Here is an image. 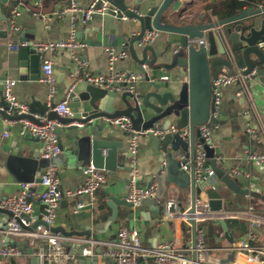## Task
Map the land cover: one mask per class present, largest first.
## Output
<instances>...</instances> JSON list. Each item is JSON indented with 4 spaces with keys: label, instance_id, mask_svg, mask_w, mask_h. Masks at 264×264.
Listing matches in <instances>:
<instances>
[{
    "label": "crops",
    "instance_id": "0c3cea01",
    "mask_svg": "<svg viewBox=\"0 0 264 264\" xmlns=\"http://www.w3.org/2000/svg\"><path fill=\"white\" fill-rule=\"evenodd\" d=\"M13 1L14 2L10 5H4L3 9V3L0 0V33L7 29L8 23L12 25L9 36L3 37L0 35V100L3 96L4 82L6 80H14L17 82L14 87V94L21 104L29 107L31 103L37 101L50 106L48 100V94L50 91L49 86L42 82V77L39 80L29 79L27 81H21L19 78V68L21 64L20 49H12L9 48L8 45L11 44L16 46L10 39L15 35H19V46H25L30 43L29 39L32 40V44L39 42L54 43L66 40L71 35L72 20L76 13L71 11L63 13V11L70 9L66 5V0L62 1V5H55L53 11L50 13H44L42 11L34 12L29 10L26 5L25 7H22L21 14L15 19V23L12 24L10 22L11 10L14 7H18V1ZM138 1L140 0H129L128 8H136L134 3ZM164 1L165 0H142V10L146 13L153 7L159 8ZM93 2L94 0H74V3H77L78 7L82 10L89 9ZM214 3L216 2L213 0H177L176 3L172 5L171 9L162 15L163 22H177L180 15H190L195 17L194 21L196 24L199 22L219 20L218 17L212 14L210 9V6ZM38 7L43 8V3ZM2 12H5V14H2ZM120 14L114 16L109 9L108 14L104 16L96 15L91 22L86 25L81 23L76 25L78 39L88 45L86 52L82 53V56L88 60L89 68L95 74L105 75L108 72L109 65L106 48L111 47L120 50L125 47L128 50V43L132 38L139 35V23H132L130 19L128 22L124 21L121 19ZM4 16L7 17V21L3 20ZM167 39L168 36L166 34L160 33L152 46L157 50L162 49L165 47ZM136 43L135 48L140 55L142 48H138ZM44 55L45 60H50L53 63V74L56 87L53 101L57 104L64 100H68L69 116H73L76 112L84 110L83 108L87 105L85 102H82L79 99H70V89L68 85L72 79L76 78L75 74L77 71V64L70 51L66 49L56 52H47L44 53ZM42 68L43 64L41 65V69ZM116 68L118 70L143 74L145 71L150 72L148 67L146 70H144L142 66L140 67L133 60L130 53L129 57L117 62ZM161 76L169 77V81L171 82H168L166 85L171 87V90L180 89L181 84L183 85V82L187 81V78L178 79L179 77L176 72H160L157 75L152 76L151 80H156ZM77 80L80 81L79 79ZM91 86L96 89L109 91L94 85ZM148 89L149 83L143 79L136 83L135 95L144 94ZM251 89V98L244 96L237 97L236 86H230L224 90L222 115L220 119L221 123L213 135L215 145V148L213 149L214 152H211L209 148L205 147L209 161L212 159V156H220L224 159V162L218 164L223 167L226 174H230L231 179L229 180V184L232 189L235 188L237 190V195L232 194V197L218 195L221 187L226 189L225 186H228L227 182V184L220 182V188L216 193L214 191L212 192L209 188H206L204 184L201 185L197 197L210 200H221L222 208L225 210H243L253 207L256 211L260 212L264 209V201H254L251 193L256 191L250 188V184L254 183L264 196V178L258 177V175L264 177V173L257 172L251 165H246L243 162V157L247 151L253 154L264 153V142L262 144L257 143L247 133L248 126H251L254 128L255 132L264 135V84L257 81L256 84H252ZM117 93L123 94V92ZM120 106L121 103H119L118 108ZM44 119L45 118H41L42 121ZM20 121L21 120L18 119L9 120L0 115V201L19 194L21 189V183L17 182L5 167L7 158L10 155L21 157L39 156L38 158L41 159V162L42 160L49 162L46 167L51 163L56 165V175L59 178L61 190L68 191L80 188L85 180L82 174L84 168L77 170L69 169L66 161L67 150L61 152L52 160L44 158L42 155L43 145L39 140L22 137ZM103 126L106 129L104 130V133L107 139L123 142L124 150L130 151V135L127 131L112 127L108 124V120L103 121ZM173 127L177 128L179 131L170 134L173 135L175 139H179L183 145V151L179 154L178 159H180L181 162L183 160L184 162L188 160L191 171L193 160L190 128L172 123L166 128V132L170 131ZM6 133L7 136L5 135ZM58 134L62 137L64 148L69 147L70 142L65 138V135L60 131ZM198 134L199 133L197 132L195 135L196 144L200 141ZM148 142L149 140L147 136H140L138 153L135 156L132 155V169L130 171H118L116 175H109L107 171L101 170L106 172L107 181L96 192L97 201L94 206L75 212L77 202L88 203L89 200L86 197L79 199L64 198L56 209V223L52 228L53 231L55 229L56 233L64 236H74L95 241H112L116 238L118 231L121 228L126 227L137 230L140 236L147 240V243L145 244H148V247H153L158 243H170L172 241H175L178 246L185 248L190 245L193 246L192 228L190 231H187L185 228L186 224H174L171 221L164 220V214L157 215L152 211L149 204L142 203L141 206L135 208L125 205V202H128V183L135 169L137 171L138 186L144 188L151 184H155L157 186L156 196L163 197L166 205L171 199H176L180 211L189 210L192 206L191 188L180 189L175 184L167 182L166 178L156 176L159 167L154 155H151V151L147 150ZM133 160H135L136 163H134ZM123 164V160H120L119 165ZM183 164L184 163H181V167ZM44 168H40V173ZM234 172H238L239 175H235ZM246 190H249L250 192L248 195L245 194ZM40 191L41 187H38L37 192L40 193ZM112 198L115 199L118 204H116L115 214L112 207L115 206V203L112 202ZM231 202L235 204L242 203V206L241 208L238 207V209H235L236 207L230 206ZM258 204L263 206L261 210ZM34 208L36 214H40L41 211H43V205L40 202H36ZM7 217L8 216L5 214L0 213V246L17 245V243H20V247L24 250L25 254L20 258L12 260L10 264H31L32 256H36V249L32 248L33 255H29L27 249L31 247L24 244V240L6 237L1 233ZM211 223L218 227V232L213 235V245L209 246L208 238L207 245L210 248H226L230 246L231 243L225 237L222 222L211 221ZM248 231L246 233H248ZM221 232H224V238L222 239L219 237ZM229 234L235 241L240 240L244 235L234 234V236H232L230 232ZM8 238L11 242H7ZM224 242L227 243L225 246L222 245ZM69 245L70 243L65 244L66 251L73 257V261H71L70 264H80L77 255L78 247L76 245ZM91 249L95 251L96 255L94 257L98 258V264H112L110 259H105L100 256V253H96L97 249H101L103 252L106 250L105 247H92ZM222 252L226 251L216 252L215 258L209 256V261L214 259L218 264H223L230 255H223ZM239 260L241 261L240 258ZM150 264L154 263L150 262Z\"/></svg>",
    "mask_w": 264,
    "mask_h": 264
},
{
    "label": "water",
    "instance_id": "95a60500",
    "mask_svg": "<svg viewBox=\"0 0 264 264\" xmlns=\"http://www.w3.org/2000/svg\"><path fill=\"white\" fill-rule=\"evenodd\" d=\"M4 5H10L13 0H1ZM17 1V0H16ZM63 0H43V8L34 6L29 0H22L34 12L50 13L55 5H62ZM67 6L72 5V0H66ZM108 2L120 11V17L126 15L132 23H139L140 32L128 43V50L133 60L141 67L147 65L144 80L149 83L146 93L135 95L131 93L119 94L114 91L96 89L87 82L74 78L69 83L70 99H79L87 105L84 110L78 111L73 116L60 117L49 105L34 101L29 105V113L14 116L2 96L0 100V115L7 119H26L37 124H46L48 121L57 120L62 127L58 130L65 135L70 146L64 148L62 137L59 135L61 152L66 151V161L69 169L77 170L93 165L96 169L107 171L109 175H116L118 171H130L132 154L123 148V142H117L105 137L103 121L127 117L132 121L133 128L147 136L149 142L147 150L157 161L156 176L166 178L167 182L175 184L180 189L191 188L192 206L189 214L195 213L196 198L201 185L197 184L194 165L190 172L181 169L178 159L182 150V142L175 139L166 128L172 123L190 128L192 160L195 154V135L198 127L209 123L218 124L221 121L211 118L212 81L226 71L246 69L249 73L257 69L258 78L264 84V7L247 8L240 14L225 20H211V22L195 23V17L180 15L177 22H163L162 15L167 13L177 0H165L162 6L153 7L146 13L142 10V0L134 3L136 8H128L129 0H101ZM17 3V2H16ZM14 7V6H12ZM11 7V8H12ZM5 14V12H2ZM4 21L7 17L4 16ZM235 25V26H232ZM12 25L8 23L7 29L0 33L7 37ZM157 29L168 36L165 47L156 49L152 45L143 47L139 55L135 43L146 31ZM15 45L20 40L19 35L10 38ZM20 48L21 64L19 68L20 80H39L43 76L41 65L45 61L44 53L35 50L32 40ZM22 43V42H21ZM231 51V54H230ZM160 72H176L178 79L187 78L180 89H173L166 85L171 81L151 80L152 76ZM78 97V98H77ZM117 100V101H116ZM119 103L121 106L118 108ZM4 108V109H2ZM13 111V110H12ZM45 118L46 120H41ZM198 137L200 135L198 134ZM203 142V139H199ZM206 148H209L206 146ZM214 152L213 149H210ZM154 151V152H153ZM35 157H21L10 155L6 161L7 171L19 183L41 182V159ZM217 156L210 157L213 171L223 183L226 181V171L217 161ZM123 160L124 164L119 165ZM226 183V184H227ZM235 192L237 190L233 188ZM246 190L245 194H249ZM116 213V200L112 198ZM143 204H149L157 215L166 211L163 197L146 199ZM118 205V204H117ZM125 205L133 207L125 202ZM212 210L222 209V201L209 200ZM172 209L171 211H173ZM0 213L11 216V213L0 208ZM193 234V246L196 243L197 224L195 219L189 220ZM222 228L226 239L232 244L234 239L229 234L226 221H222ZM7 242H11L8 238ZM17 245H21L17 243ZM77 246L80 264H98L97 257H84L83 250L88 244L74 242L69 246ZM33 255L32 248L27 249ZM96 253H102L97 249ZM233 259V256H230ZM31 264H40L37 256H32Z\"/></svg>",
    "mask_w": 264,
    "mask_h": 264
},
{
    "label": "built area",
    "instance_id": "2783aa9c",
    "mask_svg": "<svg viewBox=\"0 0 264 264\" xmlns=\"http://www.w3.org/2000/svg\"><path fill=\"white\" fill-rule=\"evenodd\" d=\"M17 1L18 7H14L11 10L10 22L12 24L15 23V19L21 14L22 7L26 6L22 0ZM29 1L34 6H40L43 3V0ZM100 1L94 0L89 9L82 10L72 0L70 9L63 11V13L68 11L76 13L72 20L70 37L54 43H35L34 48L41 53L67 49L77 64L75 75L80 81L109 91L136 94L135 85L145 78V73L123 71L116 68L117 62L129 57L127 48L124 47L120 50L111 47L106 48L109 66L108 72L105 75L93 73L89 68L88 60L82 56V53L86 52L88 45L78 39L76 25L78 23L86 25L91 22L94 16L108 14L109 9L114 16L120 14V11L108 2L103 1L98 6ZM213 1L219 2L221 0ZM28 9L30 10V8ZM121 19L129 21V18L125 15ZM159 35L160 31L157 29L146 31L137 41V47L143 48L152 45ZM22 46L8 45L9 48L16 50ZM142 68L146 70L147 65H143ZM42 70V82L48 85L50 89L48 94L50 108L60 117L69 116L68 100L57 104L53 101L56 93L53 63L50 60H45ZM245 70L237 69L232 74L224 71L212 81L213 110L210 114V119H221L224 90L226 88L236 86L237 97H252V84H256L260 80L256 68L249 73H246ZM156 80L169 81L170 79L168 76H161ZM16 83L14 80H6L4 82V101L8 105L12 115L28 114L29 107L21 104L14 94ZM20 123L22 137L37 139L42 143V155L44 158L52 160L61 153L57 129L62 127V124L57 120L48 121L46 124H37L30 120L22 119ZM108 124L129 133V150L135 156L138 153L141 133L133 128L132 121L127 117H121L108 119ZM218 127V124L209 125V123L198 127L199 135L203 139V142L199 141L196 144L195 155L192 161L197 184L207 183L205 187L214 192L220 188L221 181L210 165L205 147L207 146L210 149L215 148L213 135ZM178 131L177 128L173 127L166 133L174 134ZM247 133L257 143L262 144L264 142V135L255 132L251 126H248ZM5 135L7 136V133ZM215 159L217 163L224 162V159L220 156H217ZM133 162L136 163L135 160ZM243 162L246 165H251L257 172L264 173V153L253 154L247 151L243 157ZM181 169L185 172L190 171L188 160L185 161ZM56 170V165L51 163L48 167L42 169L40 183H21L19 194L0 201V208L11 213V216L5 219V226L1 233L6 237L22 239L25 241L24 244L35 248V255L39 257L40 264H70L73 261V257L66 251L65 244L74 242L88 244V248L84 249L82 253L84 257H94L96 255L95 251L91 249L92 247H105L106 250L100 256L110 259L112 264H150V262L154 264H218L214 259L209 261V256L215 258V254L218 251H226L230 256H233V259L227 257L224 262L225 264H264V209L260 212L256 211L253 207L243 210H225L222 208L215 211L210 208V199L207 198H196L195 213L192 215L189 214V210L180 211L176 199H171L166 205L164 220L171 221L174 224H186L191 228L189 220L191 218L195 219L197 224L195 246L190 245L184 248L178 246L175 241H172L170 243H158L153 247H145L140 241L139 232L126 227L121 228L116 238L112 241H95L55 233L52 228L56 223V209L62 200L64 198L79 199L86 197L89 200L88 203L77 202L75 206V212L85 210L87 207L95 205L97 201L96 192L107 181L106 172L90 165L82 171L85 180L80 188L63 191L60 189V181L56 175ZM234 174L239 175L238 172H234ZM38 187H41L40 193L37 192ZM250 188L256 192L259 191V188L254 183L250 184ZM128 189L127 201L132 204L133 208L141 206L146 199L156 198L157 186L151 184L148 187H139L137 184V171L135 169L128 183ZM36 202H40L43 205V211L40 214L35 213L34 205ZM172 209L174 210L171 211ZM228 220L247 222L249 224L248 233L244 234L240 240H234V243L226 248H210L207 245L206 229L199 227V224ZM219 237L221 239L224 238V232H221ZM24 254V250L19 245H1L0 264H10L12 260L20 258ZM240 256L245 258V260H242L243 262L239 260Z\"/></svg>",
    "mask_w": 264,
    "mask_h": 264
},
{
    "label": "trees",
    "instance_id": "16d2710c",
    "mask_svg": "<svg viewBox=\"0 0 264 264\" xmlns=\"http://www.w3.org/2000/svg\"><path fill=\"white\" fill-rule=\"evenodd\" d=\"M259 7H264V0H221L219 2L214 3L210 6L212 14L219 18V20H225L230 17L236 16L246 10L247 8L258 9ZM222 187L221 191L218 195L229 196L232 197V194H236L237 192L233 191L232 188L228 185ZM213 192V191H212ZM235 192V193H234ZM216 193V192H215ZM237 195V194H236ZM244 196V195H243ZM230 206L236 207L235 209L241 208L242 203L235 204L230 203ZM229 232L234 236V234L241 235L246 233L249 230L248 223L239 220H228L227 221ZM199 227H203L206 230V240L208 238L209 246H212L214 243L213 235L218 232V227L211 222H206L199 224ZM187 231H190V227L185 225ZM221 229V228H220ZM219 229V230H220ZM208 231V236H207Z\"/></svg>",
    "mask_w": 264,
    "mask_h": 264
},
{
    "label": "rangeland",
    "instance_id": "374dc122",
    "mask_svg": "<svg viewBox=\"0 0 264 264\" xmlns=\"http://www.w3.org/2000/svg\"><path fill=\"white\" fill-rule=\"evenodd\" d=\"M226 73H228V74H232V73H234V71H231V70H226ZM57 133H59V130L57 129ZM48 161H46V160H42V162H41V167L42 168H44V167H46L47 165H48ZM258 177H260V178H264L263 176H261V175H258ZM231 179V176H230V174L228 173L227 175H226V177H225V180L226 181H228V180H230ZM221 189H222V187L219 189L220 191H221ZM251 196H252V198H253V200L254 201H256V200H262V201H264V196L262 195V193H261V191H257V192H252L251 193ZM254 205V204H253ZM259 205V207H260V210L262 209V207L263 206H261V204H258ZM53 232H55L56 233V230L54 229V231ZM140 241H141V243L144 245L145 243H147V240L144 238V237H141L140 236ZM227 243L226 242H224L222 245L223 246H225ZM148 244H145L144 246L145 247H148L147 246ZM185 248V247H184ZM222 254L223 255H230L229 253H227V252H222ZM221 262V261H220ZM223 264H225V263H223Z\"/></svg>",
    "mask_w": 264,
    "mask_h": 264
},
{
    "label": "bare ground",
    "instance_id": "6f19581e",
    "mask_svg": "<svg viewBox=\"0 0 264 264\" xmlns=\"http://www.w3.org/2000/svg\"><path fill=\"white\" fill-rule=\"evenodd\" d=\"M239 258L241 259V261H242V260H245V258H244L243 256H240ZM242 262H243V261H242Z\"/></svg>",
    "mask_w": 264,
    "mask_h": 264
}]
</instances>
